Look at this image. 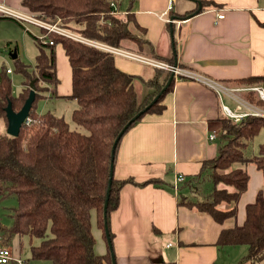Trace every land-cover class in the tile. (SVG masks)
<instances>
[{"label": "trees", "instance_id": "1", "mask_svg": "<svg viewBox=\"0 0 264 264\" xmlns=\"http://www.w3.org/2000/svg\"><path fill=\"white\" fill-rule=\"evenodd\" d=\"M201 2L205 5L211 1ZM132 3L130 0L126 11H122L118 0H22L27 12L52 23L58 22L87 40L166 61L157 57L153 42L146 37V28L135 18ZM260 24L264 27L263 22ZM42 31L49 41L44 43L35 39L39 51L34 65L30 66L18 56L14 58V71L23 74V86L17 96L13 94L9 73L5 68L0 72V122L7 127L5 107L9 102L16 111L24 105L33 79L37 89L41 80L51 84L53 94L57 95L56 47L61 43L72 69L69 98L77 102L72 112L76 128L71 127L64 116L51 111L38 113L39 96L36 94L30 111L33 121L23 124L18 136L0 131V200L13 195L17 202L9 209L12 224L0 230L3 243L8 245L14 236L22 243L23 237L27 236L31 246L30 259L52 264H113L110 248L105 254L95 252L96 239L92 229L94 212L96 224L107 242L103 208L109 186L112 146L125 124L160 93L172 72L156 67V74L145 79L118 68L116 55L110 51L63 33ZM167 61L173 64L172 59ZM136 81L150 85L154 91L140 97ZM26 83L29 87L24 86ZM173 83L174 77L159 99L130 124L124 134L146 114L163 111L165 93L172 89ZM229 84L246 88L239 91L241 97L264 108V100L253 89L264 86V74L237 78ZM219 122L225 141L218 155L203 162L202 172L208 171L204 182L212 184L211 190L201 200L183 196L179 205L206 213L222 224L237 216L235 204L248 187L249 164L257 165L264 175V143L259 145L258 153L250 154L248 150L264 128V117L247 115L235 121L223 113ZM200 181L202 183V179ZM127 182L134 183V180L113 177L107 210L109 228L110 212L118 207L119 191ZM152 182L161 184V179L153 177L140 185ZM186 183L190 185L191 178ZM202 189L199 186V191ZM226 204L231 206L224 208ZM110 234L112 238L111 228ZM35 239L39 240L37 244ZM216 244H244L248 249L241 262L264 264V199L260 192L255 202L247 206L243 225L223 228Z\"/></svg>", "mask_w": 264, "mask_h": 264}, {"label": "crops", "instance_id": "2", "mask_svg": "<svg viewBox=\"0 0 264 264\" xmlns=\"http://www.w3.org/2000/svg\"><path fill=\"white\" fill-rule=\"evenodd\" d=\"M129 1L122 4L125 8L119 6L122 11ZM208 1L195 13L199 6L193 0H133L135 18L146 28L157 57L172 59L191 73L224 83L234 95L220 96L197 77H174L172 89L165 93L163 111L146 114L123 134L115 153L114 177L131 178L134 183H124L118 207L110 212L116 264H250L241 262L246 245L219 246L216 241L223 228L243 225L247 206L259 192L264 199V175L257 165L248 166L249 184L235 204V218L219 224L206 213L179 205L183 196L196 200V194L205 197L207 193L199 191L202 176L198 175L204 170L203 162L218 155L225 141L219 122L225 113L222 106L237 111L236 98L246 89L231 87L229 82L264 74V27L260 24L264 23V0ZM0 2L25 11L22 0ZM220 13L224 16L219 19ZM171 18H176L174 23ZM30 31L34 39L44 35ZM56 48L58 68L60 64L68 67L71 83L68 56L61 43ZM11 53L17 56V50ZM115 64L145 79L156 74V67L122 55L115 56ZM62 74L59 70V77ZM150 91L142 88L141 96ZM71 93L72 83L57 94L69 98ZM181 173L187 181L191 178V184L185 180L176 190V177ZM153 177L161 179V184L140 185ZM1 212L0 203V230L13 222H3ZM17 240L18 236L12 237L7 246L20 254L14 246Z\"/></svg>", "mask_w": 264, "mask_h": 264}, {"label": "rangeland", "instance_id": "3", "mask_svg": "<svg viewBox=\"0 0 264 264\" xmlns=\"http://www.w3.org/2000/svg\"><path fill=\"white\" fill-rule=\"evenodd\" d=\"M119 4L122 5L125 0H118ZM122 8H125L124 5H122ZM19 10H24L21 8H17ZM24 12H27L26 10ZM29 28H31L33 32L37 36H41L43 34L42 28L39 26H36L34 24L28 25ZM57 28H63L61 25H57ZM46 30V29H45ZM48 32H54V31H45ZM73 33V32H72ZM75 33V32H74ZM45 35V34H44ZM74 35H78L77 33ZM73 35V36H74ZM43 36V35H42ZM10 41V42H7ZM13 50H17V56L25 63L29 64L30 66L35 64V60L39 51L38 43L35 41L32 35L26 31L25 27L22 26L17 21H11L4 18H1L0 20V72H2L3 68H11L12 73L9 74V77L11 79V83L13 85V94L15 96L18 95L20 90L22 89V80H23V74H21L18 71H14V58L9 55V53ZM57 53V48H56ZM32 69V68H31ZM28 69L30 72L34 69ZM56 69L59 73L62 74V77H59L58 73V79H59V86L56 88V93H60L61 88L69 87L71 85L70 83V72L68 67L63 68V66L60 64L59 68L56 61ZM66 70V71H65ZM35 74L37 76L38 73L35 71ZM39 86L37 89V95L39 96L37 103H36V110L38 113H45L48 111H51L52 113L57 114L58 116H64L65 119L70 123V126L73 128L75 127V124L72 119L73 110L77 107V102L71 98L68 97H58V94H53V86L51 84L45 83L40 80ZM167 82L164 86H166ZM25 87H29L28 83L24 85ZM30 88V87H29ZM136 88L138 95L141 97V90L142 88H145L146 90L151 89V91L154 89L150 85H146L145 83L136 81ZM164 87H162L163 89ZM161 89V91H162ZM150 91V92H151ZM154 91V90H153ZM149 94V93H148ZM146 97V95H145ZM0 131L1 133H5L7 131L5 125L1 124L0 122ZM261 143H264V128H262L259 133L254 138L253 142L250 144L248 150L250 154L258 153V147ZM220 173L222 171H219ZM203 174V175H202ZM200 174L202 178V183H199L200 189L208 192L211 190L212 184L208 182H204L206 178H208V173L206 171L202 172ZM204 182V183H203ZM196 193H199L198 191ZM195 193V194H196ZM200 194V193H199ZM203 196H199L196 194L195 199H203ZM1 203V216L3 217V222L7 221V223L10 221H13V218L9 214L10 207L16 206V197L11 195L7 198L0 200ZM93 219H92V229L94 233V237L96 239V245H95V252L100 254H105L108 251L109 244L106 242L104 233L101 228H99L96 224V216L94 212ZM39 240L35 239L34 243L37 244ZM15 249L20 250L21 257H26L30 264H52L49 261H43V260H33L30 259L31 257V246L29 245V238L27 236H24L22 239V243H20L19 240L16 241L14 244Z\"/></svg>", "mask_w": 264, "mask_h": 264}, {"label": "built area", "instance_id": "4", "mask_svg": "<svg viewBox=\"0 0 264 264\" xmlns=\"http://www.w3.org/2000/svg\"><path fill=\"white\" fill-rule=\"evenodd\" d=\"M224 14L220 13L218 15V18L220 19L221 17H223ZM1 17H7V18H12L14 20H17L21 23L22 26L25 27L26 31H30V28L28 25L30 24H34L36 26L41 27L42 29H46L48 31H54L56 33H63L66 35H69L71 37H73L74 39H79L82 41H85L87 43H92L95 46L101 48V49H105L107 51H110L111 53H114L116 56L122 55L125 56L128 59L131 60H138L143 62L144 64H149L151 66L157 67V68H165L169 71L172 72V75L174 77H197L202 79L206 84H208L210 87H212L220 96H222V94L224 93H230L231 95H234V93L228 89V87H226V85L224 83H220L218 81H215L213 79H209V78H204L201 76L196 75L195 73H191L188 70H186L185 68H183L180 65H174V64H170L168 62L165 61H159L155 58L152 57H147L144 56L140 53L137 52H132L130 50H126L122 47H114V46H110L108 44H102L100 42L97 41H93V40H87L85 38H83L82 36L78 35H74L76 33H72L67 29H59L57 28L58 22L52 23L47 21L46 19L44 20L43 18H40L38 15H36L33 12H24V11H20L18 9H14L12 7H10L9 5L0 2V18ZM74 35V36H73ZM40 41L46 43L49 40L46 39V35H43L42 37L39 38ZM50 43H53V41L50 40ZM6 71L10 74L12 73V69L11 68H6ZM253 89H255L257 92H259L261 98L264 100V86H255L253 87ZM237 101V111L232 109L231 107H229L228 105L223 104L222 108H224V112L233 120L238 121L239 119H241L244 116L247 115H259V116H263L264 117V108L260 107V106H256L253 103H249L247 100H245L244 98L241 97H237L236 98ZM32 120L31 116H28L23 124H29ZM211 138H214V135L211 134L210 135ZM186 177L183 173L177 175L176 177V186L175 189H178L179 184H181V182L185 181ZM10 263H16V264H30L29 260L25 259L24 257L22 258L21 255L19 253H16L10 246H7L3 243V234L0 231V264H10Z\"/></svg>", "mask_w": 264, "mask_h": 264}, {"label": "water", "instance_id": "5", "mask_svg": "<svg viewBox=\"0 0 264 264\" xmlns=\"http://www.w3.org/2000/svg\"><path fill=\"white\" fill-rule=\"evenodd\" d=\"M198 4V9H196L194 12L198 13L199 11H201L203 9V4L201 2V0H193ZM193 12V13H194ZM192 13V14H193ZM177 18V16H176ZM176 18H171L170 22L174 23V19ZM171 23V29H170V35L173 37V32H174V27L173 24ZM16 52V51H15ZM10 56H12L13 58H17L16 53H9ZM174 65H177V63L175 62ZM174 76L171 75L170 78L168 79V83L166 84V86H164V88L162 89V91H160V93H158L150 102V104H148L144 109H142L140 112H138L137 114H135V116L133 118H131L126 124L125 126L121 129L120 133L118 134V136L115 138L114 144L112 146V150H111V164H110V177L108 180V190L106 193V201L104 204V208H103V214L105 217V222H104V228L106 231V238H107V243L109 244V248H110V255L112 257V263L116 264V257H115V252L113 249V243H112V238H111V234H110V228L109 225L107 223V210H108V205H109V196H110V192H111V188H112V180L114 177V160H115V149L117 147V144L119 143V139L122 137V135L124 134V132L126 131V129H128V127L130 126V124H132L133 122L136 121V119L141 116L142 113H144L151 104L155 103L159 97L161 96V94L164 92V90L170 85V83L172 82V78ZM30 92L28 97L26 98V101L24 103V105L18 110H14L13 106H12V102H9L8 105L5 107V111H6V115H7V132L13 136H18L20 131H21V127L25 121V119L30 116V111L31 108L33 106V102L35 101V97L37 94V86L35 85V80L33 79L30 83Z\"/></svg>", "mask_w": 264, "mask_h": 264}]
</instances>
